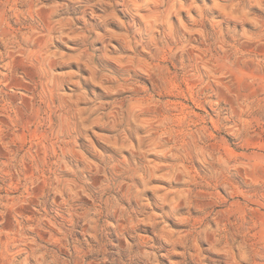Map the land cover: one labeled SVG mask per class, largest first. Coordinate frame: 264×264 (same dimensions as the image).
<instances>
[{"label":"rangeland","instance_id":"obj_1","mask_svg":"<svg viewBox=\"0 0 264 264\" xmlns=\"http://www.w3.org/2000/svg\"><path fill=\"white\" fill-rule=\"evenodd\" d=\"M0 264H264V0H0Z\"/></svg>","mask_w":264,"mask_h":264}]
</instances>
